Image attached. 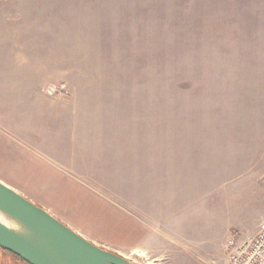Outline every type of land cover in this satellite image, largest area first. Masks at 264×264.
<instances>
[{
	"label": "crops",
	"instance_id": "1",
	"mask_svg": "<svg viewBox=\"0 0 264 264\" xmlns=\"http://www.w3.org/2000/svg\"><path fill=\"white\" fill-rule=\"evenodd\" d=\"M38 1L0 0V34L32 44L38 25L29 18L50 13ZM4 42L0 35L2 184L135 264L166 257L171 264H199V257L221 264L216 258L226 256L227 240L255 235L264 221V122L247 127L251 133L235 145L229 169L220 154L214 163L204 157L200 168L156 164L148 174L140 159H131L138 152L128 144L129 121L114 120V108L99 105L92 88L47 94L49 84L64 79L60 62L51 73L40 58L20 57L18 46L3 51Z\"/></svg>",
	"mask_w": 264,
	"mask_h": 264
},
{
	"label": "rangeland",
	"instance_id": "2",
	"mask_svg": "<svg viewBox=\"0 0 264 264\" xmlns=\"http://www.w3.org/2000/svg\"><path fill=\"white\" fill-rule=\"evenodd\" d=\"M37 5L50 13L29 18L38 25L35 43L15 44L14 34L5 33L3 48L18 46L20 57L40 58L51 73H58L60 62L64 79L45 88L49 95L92 88L99 105L114 108V120L130 122L128 144L141 153L131 159H140L148 174L156 164L200 168L204 157L214 163L220 154L229 169L235 145L248 138L247 127L264 122V0H40ZM0 220L18 228L2 214ZM228 244L226 256L216 258L221 264ZM197 259L213 264L210 257ZM0 264L26 263L0 248ZM161 264H171V258Z\"/></svg>",
	"mask_w": 264,
	"mask_h": 264
},
{
	"label": "water",
	"instance_id": "3",
	"mask_svg": "<svg viewBox=\"0 0 264 264\" xmlns=\"http://www.w3.org/2000/svg\"><path fill=\"white\" fill-rule=\"evenodd\" d=\"M0 248L27 264H135L101 249L0 182Z\"/></svg>",
	"mask_w": 264,
	"mask_h": 264
},
{
	"label": "built area",
	"instance_id": "4",
	"mask_svg": "<svg viewBox=\"0 0 264 264\" xmlns=\"http://www.w3.org/2000/svg\"><path fill=\"white\" fill-rule=\"evenodd\" d=\"M228 264H264V221L251 237H231L228 244Z\"/></svg>",
	"mask_w": 264,
	"mask_h": 264
},
{
	"label": "trees",
	"instance_id": "5",
	"mask_svg": "<svg viewBox=\"0 0 264 264\" xmlns=\"http://www.w3.org/2000/svg\"><path fill=\"white\" fill-rule=\"evenodd\" d=\"M11 254V253H10ZM12 256H14L16 259H19V260H21L20 258H18L17 256H15V255H13V254H11ZM21 261H23V260H21ZM24 262V261H23ZM27 264V263H26Z\"/></svg>",
	"mask_w": 264,
	"mask_h": 264
},
{
	"label": "bare ground",
	"instance_id": "6",
	"mask_svg": "<svg viewBox=\"0 0 264 264\" xmlns=\"http://www.w3.org/2000/svg\"><path fill=\"white\" fill-rule=\"evenodd\" d=\"M1 220H4V219H1ZM4 224H6V222H5ZM6 225H7V224H6Z\"/></svg>",
	"mask_w": 264,
	"mask_h": 264
}]
</instances>
